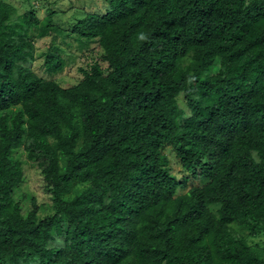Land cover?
<instances>
[{
  "label": "trees",
  "instance_id": "16d2710c",
  "mask_svg": "<svg viewBox=\"0 0 264 264\" xmlns=\"http://www.w3.org/2000/svg\"><path fill=\"white\" fill-rule=\"evenodd\" d=\"M51 18L0 0V264H264V0H108L71 29L108 72L69 88L31 68ZM20 147L51 216L13 197Z\"/></svg>",
  "mask_w": 264,
  "mask_h": 264
},
{
  "label": "rangeland",
  "instance_id": "374dc122",
  "mask_svg": "<svg viewBox=\"0 0 264 264\" xmlns=\"http://www.w3.org/2000/svg\"><path fill=\"white\" fill-rule=\"evenodd\" d=\"M12 5L18 15L24 12L32 11L36 17L44 24L51 15V22L54 26L53 36L46 38H37V30L29 32L28 36L34 46V59L31 64L32 71L40 78L55 81L62 88H69L83 80L81 70L87 68V65L97 63L104 74L108 72L107 65L101 60L103 54L102 48L95 42H81L71 33L72 26L78 19L84 17L87 13H100L105 11L108 0H1ZM53 12V14H51ZM50 50L60 52L64 60V66L53 76L45 69V54ZM53 51V52H54ZM218 67V62L215 63ZM178 102L180 106L186 109L183 96L180 95ZM164 153L168 159V165L171 169V175L180 178L185 173L182 171L177 158L170 148H166ZM11 159L22 163L23 179L20 185L14 189L13 197L21 204V208L26 214L31 207L30 200L35 199L39 217H48L52 214V203L50 202L49 189L44 187L40 170L34 161L28 160L26 151L22 147L15 150ZM205 180L197 178L195 181L188 179L187 184L191 186H200ZM51 203V204H50ZM216 208L213 210L215 211ZM264 238L257 236L248 239L251 244H257L264 247Z\"/></svg>",
  "mask_w": 264,
  "mask_h": 264
}]
</instances>
